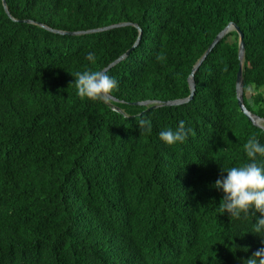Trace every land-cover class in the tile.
<instances>
[{
  "label": "trees",
  "instance_id": "16d2710c",
  "mask_svg": "<svg viewBox=\"0 0 264 264\" xmlns=\"http://www.w3.org/2000/svg\"><path fill=\"white\" fill-rule=\"evenodd\" d=\"M0 0V264H245L264 247L256 217L222 213L213 187L246 162L237 99L264 119V0ZM128 22L104 31H86ZM105 100L76 94L77 71L107 68ZM95 53V62L85 59ZM141 119L148 122L139 130ZM182 143L159 139L180 122ZM264 164V156L258 158ZM226 174V173H225ZM259 216V213H256Z\"/></svg>",
  "mask_w": 264,
  "mask_h": 264
},
{
  "label": "clouds",
  "instance_id": "9594fccd",
  "mask_svg": "<svg viewBox=\"0 0 264 264\" xmlns=\"http://www.w3.org/2000/svg\"><path fill=\"white\" fill-rule=\"evenodd\" d=\"M85 59L95 62V53L88 52ZM74 77L76 94L81 99L102 101L107 99L118 88L117 80L100 70L77 71ZM148 122L141 119L139 130H145ZM181 121L174 129L164 128L159 132V139L167 144L182 143L190 134ZM246 162L227 169L221 168V175L215 180L213 187L222 192L219 203L221 212L229 217L240 219L242 216L256 217L250 232L261 238L264 243V164L258 163V158L264 156V143L251 135L243 144ZM226 173V174H225ZM259 213V216H256ZM245 264H264V247L255 251L251 257L243 261Z\"/></svg>",
  "mask_w": 264,
  "mask_h": 264
},
{
  "label": "water",
  "instance_id": "95a60500",
  "mask_svg": "<svg viewBox=\"0 0 264 264\" xmlns=\"http://www.w3.org/2000/svg\"><path fill=\"white\" fill-rule=\"evenodd\" d=\"M3 4L5 6V9L7 11V13L10 12L8 11V7L6 5V1L3 0ZM130 23L128 22H122L119 24H113L110 26H106V27H101V28H97V29H91V30H86V31H62V30H53L52 28H49L47 26H45L44 24H41L42 26L60 33V34H83V33H92V32H98V31H104V30H108L111 28H115V27H119V26H126L129 25ZM232 30H236L239 34V58L241 60L240 63V69L238 71L237 74V80H236V91H237V99H238V103L239 106L241 108V111L254 123L257 124L259 126H262L260 124V121L264 122V119L260 118L259 116L255 115L254 113H252L244 104V99H243V94H244V81H243V77H242V71H243V67H242V62L244 59V54H245V41H244V34L241 31V29L235 24V23H230L228 24L220 33L217 34V36L215 37V39L212 41V43L209 45V47L207 48V50L205 51V53L203 54V56L199 59V61L196 63V65L194 66L192 73L189 77V84H190V88H191V94L188 98L185 99H177V100H172V101H166L164 103H162L161 101H144V102H137L136 104H140V105H148L149 103H153L152 104V108L159 106L160 104H165V105H177V104H181L184 103L186 101H189L193 95H194V91H195V72L197 71V69L200 67V65L202 64V62L208 57V55L212 52V50L214 49V47L221 41V39L229 32ZM139 39L137 40V42L134 44V46L128 50L124 55H122L118 60H116L115 62H113L112 64H110L107 68L103 69V72H106L109 68H111L115 63L119 62L120 60L124 59L125 57H127L130 52L135 48V46L138 44ZM111 97V96H109ZM264 127V125L262 126Z\"/></svg>",
  "mask_w": 264,
  "mask_h": 264
},
{
  "label": "rangeland",
  "instance_id": "374dc122",
  "mask_svg": "<svg viewBox=\"0 0 264 264\" xmlns=\"http://www.w3.org/2000/svg\"><path fill=\"white\" fill-rule=\"evenodd\" d=\"M260 124L263 126L264 125V122L263 121H260Z\"/></svg>",
  "mask_w": 264,
  "mask_h": 264
}]
</instances>
